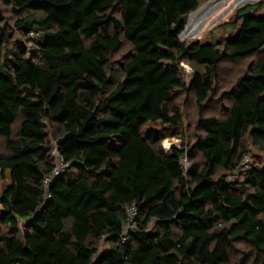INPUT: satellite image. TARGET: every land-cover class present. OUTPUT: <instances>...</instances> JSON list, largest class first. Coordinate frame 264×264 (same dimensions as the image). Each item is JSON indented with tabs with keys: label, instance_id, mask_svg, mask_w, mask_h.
Here are the masks:
<instances>
[{
	"label": "trees",
	"instance_id": "16d2710c",
	"mask_svg": "<svg viewBox=\"0 0 264 264\" xmlns=\"http://www.w3.org/2000/svg\"><path fill=\"white\" fill-rule=\"evenodd\" d=\"M208 1L7 0L30 46L9 45L0 13V264H264V164L227 178L246 137L264 148V53L212 98L221 62L262 52L264 9L237 10L221 48L180 41L185 17ZM183 60L200 68L188 84ZM180 91L193 93L198 134L166 150L141 128L181 126ZM222 99L221 117L203 116ZM47 123L68 167L44 187ZM130 205L136 225L122 242ZM237 243L249 250L233 258Z\"/></svg>",
	"mask_w": 264,
	"mask_h": 264
},
{
	"label": "rangeland",
	"instance_id": "374dc122",
	"mask_svg": "<svg viewBox=\"0 0 264 264\" xmlns=\"http://www.w3.org/2000/svg\"><path fill=\"white\" fill-rule=\"evenodd\" d=\"M247 5H258L259 10L264 9V0H211L210 2L201 3L198 10L185 17V26L183 31L178 35L180 41L189 43L193 40H199L201 42L218 43V48L222 47V42L225 37L232 31L230 27H226L224 24L232 22L235 18L237 10ZM0 13L4 17L5 29L10 33L11 45L14 41H20L26 46H30V43L23 36L21 30L16 25V22L22 18V12L11 7L7 3V0H0ZM32 44V43H31ZM129 46L123 42L122 46L111 55L112 72L116 77L120 76V63L125 55L129 53ZM264 53V46L262 52L250 55L248 57L234 60L223 61L218 68V76L215 82V94L212 98H218L221 94L229 89L237 79L247 71L250 66H253L256 60ZM181 68V78L185 84H188L191 80L194 70H200L198 66H192L187 61L183 60L179 62ZM174 103L177 104L182 113V125L168 129L162 126L159 122H147L141 128V133L144 134L148 130H155L162 136L161 145L164 149L168 150L172 146L189 147L193 144L195 136L198 134L197 122L198 113L195 105V99L192 92H177L174 97ZM229 106V101L222 99L221 103H214L211 107L207 108L203 112V116H216L221 117V106ZM19 120L13 125V134L18 129ZM47 131L49 133V140L52 144L56 141L55 132L56 126H51L47 123ZM244 146L247 149V158L250 164L263 165L264 164V148L259 149L256 145H253L248 137L244 139ZM0 151H4L3 141L0 138ZM197 162L201 161L200 154L196 155ZM183 167H189V163L184 159L182 161ZM221 173L217 171L215 177ZM229 180L237 179L242 180V177H233L228 175ZM249 247L244 243H237L233 251V258H240L243 254L247 253ZM246 264L252 263L251 257H246Z\"/></svg>",
	"mask_w": 264,
	"mask_h": 264
},
{
	"label": "built area",
	"instance_id": "2783aa9c",
	"mask_svg": "<svg viewBox=\"0 0 264 264\" xmlns=\"http://www.w3.org/2000/svg\"><path fill=\"white\" fill-rule=\"evenodd\" d=\"M29 36L32 38H37L39 34L36 32H31ZM49 155L52 160V169H51L50 175L46 176L43 181L44 187H47L52 179L62 174L68 167L67 162L60 155V153L58 152L57 146L55 144H52V143L50 144ZM183 160L184 159L181 160V164ZM183 168L186 169L187 167H183ZM250 169H251V164L249 163L247 155L245 154L242 156L239 166L233 171L231 175L233 177H239V176L243 177L245 174L249 172ZM46 196H49V195L46 194ZM125 212H126L125 213V223L123 227V233L121 236L122 242L125 241L126 234L135 228V225H136L135 218L137 216V209L134 205H130L126 207Z\"/></svg>",
	"mask_w": 264,
	"mask_h": 264
},
{
	"label": "water",
	"instance_id": "95a60500",
	"mask_svg": "<svg viewBox=\"0 0 264 264\" xmlns=\"http://www.w3.org/2000/svg\"><path fill=\"white\" fill-rule=\"evenodd\" d=\"M208 2H210V1H208ZM208 2H207V3H208ZM196 11H197V10H196ZM196 11H194V12H192V13L188 14V15H191V14L195 13Z\"/></svg>",
	"mask_w": 264,
	"mask_h": 264
}]
</instances>
